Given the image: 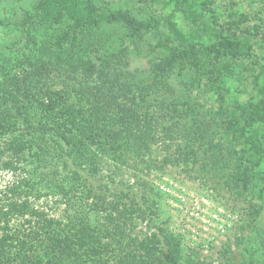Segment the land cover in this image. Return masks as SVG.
Returning a JSON list of instances; mask_svg holds the SVG:
<instances>
[{
  "label": "trees",
  "instance_id": "trees-1",
  "mask_svg": "<svg viewBox=\"0 0 264 264\" xmlns=\"http://www.w3.org/2000/svg\"><path fill=\"white\" fill-rule=\"evenodd\" d=\"M249 2L264 10V0ZM25 22L64 27L53 49L41 47L36 59L25 61L26 75H3L0 81V140L15 132L21 119L27 124L24 133L0 145V167L13 177L23 175L2 191L0 264H193L183 257L179 238L160 226L151 225L154 231L143 236L130 233L128 226L137 220L158 219L156 201L122 183L111 193L113 180L121 166L156 162L152 146L173 139V128L161 122L179 110L155 93L176 67H201L215 57L237 59L239 69L264 56L234 44L185 39L168 19L142 21L92 0H39ZM110 24L123 27L129 45L149 32L164 34L160 43L169 46L168 53L150 63L147 80L133 81L121 71L125 40L110 52L95 37ZM94 46L104 50L99 65L78 56ZM233 80L220 79L213 69L208 88L222 99ZM160 126L166 141L157 135ZM221 138L237 148L233 185L249 188L264 162V101L229 112ZM189 155L178 151L172 159L163 157L160 166L175 159L185 163ZM44 198L65 206L64 219L31 201Z\"/></svg>",
  "mask_w": 264,
  "mask_h": 264
},
{
  "label": "rangeland",
  "instance_id": "rangeland-1",
  "mask_svg": "<svg viewBox=\"0 0 264 264\" xmlns=\"http://www.w3.org/2000/svg\"><path fill=\"white\" fill-rule=\"evenodd\" d=\"M38 1L0 0L1 83L3 75H26L30 68L25 61L36 59L41 47L53 49V39L64 27L25 22L34 15ZM92 1L142 21L168 19L185 39L234 44L264 56V10L249 0ZM124 35L125 30L118 24L103 25L95 33L104 50L110 52L121 47L119 40H125L122 47L126 48V67L121 71L125 70L133 81H145L150 63L168 53L169 46L160 43L164 34L149 32L133 45L126 42ZM100 47L80 50L78 56L99 65L98 56L104 51L99 52ZM237 63V59L212 57L201 67L191 63L176 67L164 88L155 93L159 101L176 105L179 110L174 118L161 122L173 128V139L152 146L150 151L156 160L153 164L146 166L137 160L134 169L121 166L111 188L113 193L122 183L138 197L146 191L156 201L158 219L137 220L128 226L130 233L143 236L154 231L151 225L160 226L179 238L183 257L190 258L193 264H264V162L249 188H236L231 178L233 151L237 148L221 138L229 112L264 101V61L253 59L235 69ZM213 69L219 71L220 79L234 78L222 99L208 88ZM21 120L15 132L0 140V145L25 132L27 124ZM162 126L157 135L160 141H166ZM178 151L190 154L185 163L175 159L171 162L176 164L160 166L163 157L172 159ZM17 175L13 177L0 167V206L6 201L2 193L5 187L12 179L23 176ZM31 201L35 207L43 206L55 219H64L66 208L57 203L58 199Z\"/></svg>",
  "mask_w": 264,
  "mask_h": 264
}]
</instances>
